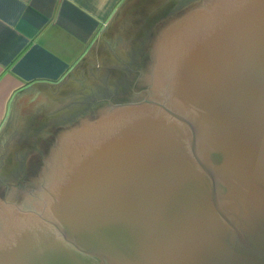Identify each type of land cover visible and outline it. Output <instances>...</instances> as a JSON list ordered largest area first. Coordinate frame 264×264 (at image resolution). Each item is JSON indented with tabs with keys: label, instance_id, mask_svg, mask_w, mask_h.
<instances>
[{
	"label": "water",
	"instance_id": "1",
	"mask_svg": "<svg viewBox=\"0 0 264 264\" xmlns=\"http://www.w3.org/2000/svg\"><path fill=\"white\" fill-rule=\"evenodd\" d=\"M227 1L142 99L109 103L93 156L17 192L0 264H264V0Z\"/></svg>",
	"mask_w": 264,
	"mask_h": 264
},
{
	"label": "rangeland",
	"instance_id": "2",
	"mask_svg": "<svg viewBox=\"0 0 264 264\" xmlns=\"http://www.w3.org/2000/svg\"><path fill=\"white\" fill-rule=\"evenodd\" d=\"M218 2L127 1L103 38L52 95L46 117L27 121L24 130H13L14 135L1 146L0 214L4 208L11 210L10 202L15 201L19 190L35 199L39 184L50 176L46 167L51 165L52 169L55 147L61 141L78 137L86 127L100 126L101 116L108 119L114 114L109 103L119 105L142 99L152 70L156 78L162 72L158 52L164 36L188 15L204 9L209 13L216 11ZM169 67L166 72L171 71Z\"/></svg>",
	"mask_w": 264,
	"mask_h": 264
},
{
	"label": "crops",
	"instance_id": "3",
	"mask_svg": "<svg viewBox=\"0 0 264 264\" xmlns=\"http://www.w3.org/2000/svg\"><path fill=\"white\" fill-rule=\"evenodd\" d=\"M127 1L0 0V148L46 117L52 95Z\"/></svg>",
	"mask_w": 264,
	"mask_h": 264
},
{
	"label": "bare ground",
	"instance_id": "4",
	"mask_svg": "<svg viewBox=\"0 0 264 264\" xmlns=\"http://www.w3.org/2000/svg\"><path fill=\"white\" fill-rule=\"evenodd\" d=\"M218 1L219 2L217 3V6L218 4L220 5V2L222 1V3H224L225 10H220V6H218L219 9H216V11L212 13H209L206 11V9H204L205 11L203 12L195 13L191 16L188 15L186 20H184L185 18H183L182 20L184 21H181L180 23L173 26L172 30L164 36L161 42L162 48L158 52V57L163 64L161 65V67L164 68L165 72L168 70L169 66L173 67V65L175 66V63L177 64L178 62H181V55L188 52L190 46H192L198 39H200V37H202V35L206 32V25L208 24L209 20H211V18L215 17L216 14L221 13L222 15L225 11H229L228 6L233 8L232 2L227 3V0ZM109 116L110 117L108 119H102L105 118L106 115H103V117L101 116L100 126H97L96 128L86 127L84 128V130L80 131L81 134L79 133L78 137H70L68 139H65L64 141H61L54 157L55 159L57 158V163H61V166H63L62 171L68 169L69 165L72 163H68V161L72 159V154L76 151L78 152L80 148H84L86 145V147L88 148L85 153L86 156H93V154L99 150L98 147L96 149V146H93L96 144L95 141L97 139L99 141L109 139V137H106V133L111 130L110 125L113 126L114 123L119 120L115 115ZM92 138H94L95 140L91 141ZM58 170L60 171V169ZM9 211L10 209H2V214H0V216Z\"/></svg>",
	"mask_w": 264,
	"mask_h": 264
},
{
	"label": "flooded vegetation",
	"instance_id": "5",
	"mask_svg": "<svg viewBox=\"0 0 264 264\" xmlns=\"http://www.w3.org/2000/svg\"><path fill=\"white\" fill-rule=\"evenodd\" d=\"M126 101V100H125Z\"/></svg>",
	"mask_w": 264,
	"mask_h": 264
}]
</instances>
